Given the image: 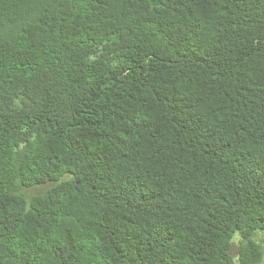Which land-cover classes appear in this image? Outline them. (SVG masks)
<instances>
[{
	"label": "trees",
	"instance_id": "obj_1",
	"mask_svg": "<svg viewBox=\"0 0 264 264\" xmlns=\"http://www.w3.org/2000/svg\"><path fill=\"white\" fill-rule=\"evenodd\" d=\"M263 256L264 0H0V264Z\"/></svg>",
	"mask_w": 264,
	"mask_h": 264
},
{
	"label": "rangeland",
	"instance_id": "obj_2",
	"mask_svg": "<svg viewBox=\"0 0 264 264\" xmlns=\"http://www.w3.org/2000/svg\"><path fill=\"white\" fill-rule=\"evenodd\" d=\"M43 189H44V186L37 187L34 189H29V190L25 191V194L37 193V192L42 191ZM259 264H264V256H263V260Z\"/></svg>",
	"mask_w": 264,
	"mask_h": 264
}]
</instances>
